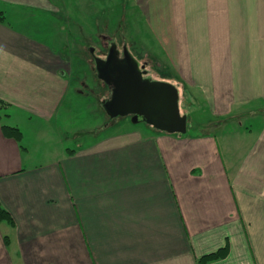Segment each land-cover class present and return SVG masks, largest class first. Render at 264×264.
<instances>
[{"label":"crops","instance_id":"1","mask_svg":"<svg viewBox=\"0 0 264 264\" xmlns=\"http://www.w3.org/2000/svg\"><path fill=\"white\" fill-rule=\"evenodd\" d=\"M122 2L120 38L155 52L160 80L190 97L191 128L112 122L29 161L3 118L23 136L27 121L65 117L67 29L95 25L101 8L0 0L16 21L0 22V203L13 220L0 223V264H196L226 243L206 264H264V0Z\"/></svg>","mask_w":264,"mask_h":264},{"label":"rangeland","instance_id":"2","mask_svg":"<svg viewBox=\"0 0 264 264\" xmlns=\"http://www.w3.org/2000/svg\"><path fill=\"white\" fill-rule=\"evenodd\" d=\"M110 1L113 7H109V9L108 5L111 3ZM94 2L95 6H100L101 8L95 20L96 24L90 27L83 26L78 29L75 27V34L69 39V49H66V46L61 44L62 49L67 50V52L63 51L68 60L66 72L68 73L70 71V74H67L70 80V89L65 99L66 102L63 105L65 117H57L47 125L40 123V129L36 128L37 126H35V124H37V122L35 121H27L24 127L20 142L29 150V161L34 164L57 157L59 152L65 150L66 145L73 146L77 141L72 137V133H75L77 138H86L93 133L94 129H118L116 127L117 125L120 129L133 128L148 132L152 130L150 127H147L145 122L141 119L136 122L132 121L131 117L128 116L111 119L107 116L100 102V99L109 95V91L107 86L95 75L92 55L104 57L106 50L105 46L107 47L112 40L115 41L117 46L121 45L122 38L120 37L122 36V16L124 10L122 0H94ZM104 3L106 4L105 10L102 11ZM58 19L65 22V17H58ZM5 20L15 25L16 21L10 15H8ZM123 44L127 46V50L131 54L133 53L136 59L143 63L147 62V74H149L150 77L160 79L163 78L161 74L165 76L168 75L166 72H162L161 66L158 62H155V56L153 55V53H155L154 51L151 50L147 52L141 49L143 48L142 42L123 41ZM78 45H82L83 47L81 50L83 54L82 63L79 59L80 55L74 54L78 49ZM88 47L93 49L92 54L88 51ZM152 47L157 54L160 53L154 42H152ZM80 70H84L85 72L81 74L82 71L80 72ZM78 73L81 74V77ZM97 86L99 87L98 91L96 90L98 88ZM178 92L180 113L188 114V112L194 108H190L191 104L187 103V101H190V97H187L186 101H184L183 89L178 88ZM189 103H191V101ZM113 121H115L117 125L115 126L116 123L114 122V126L111 127V122ZM246 121L249 122V120ZM2 122L7 123L5 117ZM9 122L13 121L9 120ZM190 123L191 120L188 117V129L191 128ZM43 129L44 131L41 133L40 131Z\"/></svg>","mask_w":264,"mask_h":264},{"label":"water","instance_id":"3","mask_svg":"<svg viewBox=\"0 0 264 264\" xmlns=\"http://www.w3.org/2000/svg\"><path fill=\"white\" fill-rule=\"evenodd\" d=\"M93 52L92 48H88ZM113 41L104 58L93 55L96 77L106 84L109 95L100 102L111 118L131 115L153 128L166 133H185L186 115L178 105L179 92L175 85L164 80L143 76L138 60L122 46V57L117 58Z\"/></svg>","mask_w":264,"mask_h":264},{"label":"trees","instance_id":"4","mask_svg":"<svg viewBox=\"0 0 264 264\" xmlns=\"http://www.w3.org/2000/svg\"><path fill=\"white\" fill-rule=\"evenodd\" d=\"M4 19H5V16H4L3 12L0 11V22L4 21ZM75 27H76L75 25H73L72 28L68 27L67 33L69 35V39L72 36H74ZM122 42H123V40H122ZM60 44H62V43H60ZM82 49H83L82 45H78V49L76 50V52H74V54L80 55L79 56L80 58L79 57L78 58L81 60V63L83 61V58H82L83 54L81 53ZM83 69H85V68H83ZM80 72L82 74L85 71L80 70ZM81 74H79L80 77H81ZM84 75H86V74H84ZM98 89H99V87L96 90L98 91ZM7 106H8V103H6L0 99V118L6 115L3 111H4V109L7 108ZM1 131L5 136L11 137V138L20 142L21 137H22V132L18 127L14 126V125H10L8 123H2L1 124ZM2 222H7L9 224H13V220H12V217H11L9 211L0 203V223H2ZM227 253H228V244L226 243L224 246L217 248L215 251L203 254L200 257H198L196 259V264H206V263L212 262L214 260L225 257L227 255Z\"/></svg>","mask_w":264,"mask_h":264},{"label":"flooded vegetation","instance_id":"5","mask_svg":"<svg viewBox=\"0 0 264 264\" xmlns=\"http://www.w3.org/2000/svg\"><path fill=\"white\" fill-rule=\"evenodd\" d=\"M103 39H105V38H103ZM106 42V41H105ZM113 42V40L112 41H110V44L106 47L105 46V48H106V50H105V55H104V57L106 56V54H107V52H108V48L110 47V45H111V43ZM122 45H123V42L121 43V45H119V46H117V44H116V48L119 50V53H116V56H117V58H121L122 57ZM101 57V56H100ZM104 57H102V58H104ZM138 62H139V66L141 67V70H145L146 71V73L143 75V76H147V77H149L150 79H156V78H152V77H150V75L149 74H147V68H146V63H143L142 61H139L138 60ZM106 97V96H105ZM131 115H128V117H130ZM139 119H140V117H138Z\"/></svg>","mask_w":264,"mask_h":264}]
</instances>
